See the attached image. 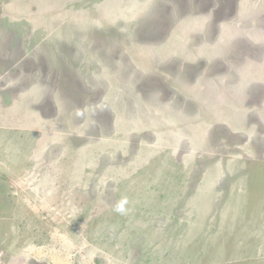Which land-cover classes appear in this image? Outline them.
Here are the masks:
<instances>
[{"label":"rangeland","instance_id":"1","mask_svg":"<svg viewBox=\"0 0 264 264\" xmlns=\"http://www.w3.org/2000/svg\"><path fill=\"white\" fill-rule=\"evenodd\" d=\"M0 264H264V0H0Z\"/></svg>","mask_w":264,"mask_h":264},{"label":"clouds","instance_id":"2","mask_svg":"<svg viewBox=\"0 0 264 264\" xmlns=\"http://www.w3.org/2000/svg\"><path fill=\"white\" fill-rule=\"evenodd\" d=\"M116 210L118 212H123L124 211L123 203H121L120 205H118Z\"/></svg>","mask_w":264,"mask_h":264}]
</instances>
